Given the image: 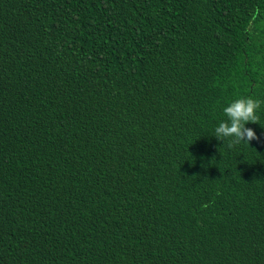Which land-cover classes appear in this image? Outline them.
<instances>
[{"label": "trees", "instance_id": "obj_1", "mask_svg": "<svg viewBox=\"0 0 264 264\" xmlns=\"http://www.w3.org/2000/svg\"><path fill=\"white\" fill-rule=\"evenodd\" d=\"M264 0H0V264H264Z\"/></svg>", "mask_w": 264, "mask_h": 264}, {"label": "clouds", "instance_id": "obj_2", "mask_svg": "<svg viewBox=\"0 0 264 264\" xmlns=\"http://www.w3.org/2000/svg\"><path fill=\"white\" fill-rule=\"evenodd\" d=\"M264 100L244 96L230 102L224 107L223 112L227 117L215 128V137L220 141H226L229 149L241 143L250 145L251 141H260L256 132L246 127L248 123H258L260 111Z\"/></svg>", "mask_w": 264, "mask_h": 264}]
</instances>
